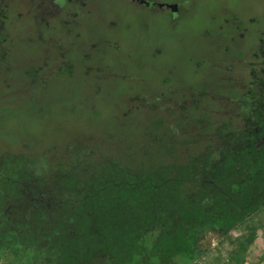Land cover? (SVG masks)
Masks as SVG:
<instances>
[{
    "label": "trees",
    "instance_id": "1",
    "mask_svg": "<svg viewBox=\"0 0 264 264\" xmlns=\"http://www.w3.org/2000/svg\"><path fill=\"white\" fill-rule=\"evenodd\" d=\"M189 2L157 9L175 16ZM258 47L243 73L249 91L226 107L159 93L166 80L143 83L138 71H84L127 80L137 93L119 98L132 106L100 136L65 130L0 152V264H191L206 234L263 209V33Z\"/></svg>",
    "mask_w": 264,
    "mask_h": 264
},
{
    "label": "rangeland",
    "instance_id": "2",
    "mask_svg": "<svg viewBox=\"0 0 264 264\" xmlns=\"http://www.w3.org/2000/svg\"><path fill=\"white\" fill-rule=\"evenodd\" d=\"M32 1L0 0V110L12 111L0 117V152L65 130H113L115 110L132 106L119 97L137 90L124 79L97 81L88 68L138 71L143 83L166 80L159 93L225 107L230 93L249 91L243 73L264 36V0H190L175 16L127 0ZM199 247L191 264H264V208L225 236L206 234Z\"/></svg>",
    "mask_w": 264,
    "mask_h": 264
},
{
    "label": "flooded vegetation",
    "instance_id": "3",
    "mask_svg": "<svg viewBox=\"0 0 264 264\" xmlns=\"http://www.w3.org/2000/svg\"><path fill=\"white\" fill-rule=\"evenodd\" d=\"M128 2L135 3L141 6L154 7V8H172L173 5L166 1L159 0H127Z\"/></svg>",
    "mask_w": 264,
    "mask_h": 264
}]
</instances>
